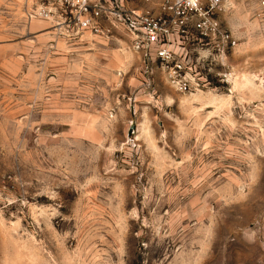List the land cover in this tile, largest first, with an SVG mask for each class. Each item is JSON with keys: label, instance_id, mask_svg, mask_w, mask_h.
<instances>
[{"label": "rangeland", "instance_id": "374dc122", "mask_svg": "<svg viewBox=\"0 0 264 264\" xmlns=\"http://www.w3.org/2000/svg\"><path fill=\"white\" fill-rule=\"evenodd\" d=\"M225 1L237 46L181 92L0 0V264H264V24Z\"/></svg>", "mask_w": 264, "mask_h": 264}, {"label": "built area", "instance_id": "2783aa9c", "mask_svg": "<svg viewBox=\"0 0 264 264\" xmlns=\"http://www.w3.org/2000/svg\"><path fill=\"white\" fill-rule=\"evenodd\" d=\"M140 1L26 0V5L31 18L49 21L60 33L89 34L125 45L138 55L146 73L157 65L181 92L200 87L191 65L195 52L222 56L237 46L221 18L225 0H162L156 8L142 7ZM256 17L264 24V0H257ZM230 75L218 76L224 81Z\"/></svg>", "mask_w": 264, "mask_h": 264}, {"label": "bare ground", "instance_id": "6f19581e", "mask_svg": "<svg viewBox=\"0 0 264 264\" xmlns=\"http://www.w3.org/2000/svg\"><path fill=\"white\" fill-rule=\"evenodd\" d=\"M230 97H231V95H229V94H227L225 96H218V94H214L213 92L205 93L202 91H199L198 93H193V94L186 96V98L190 101L191 100L194 101V100L206 99L207 103H211V102L213 103V102H216L218 100H219V102L223 103L224 101L228 100Z\"/></svg>", "mask_w": 264, "mask_h": 264}, {"label": "water", "instance_id": "95a60500", "mask_svg": "<svg viewBox=\"0 0 264 264\" xmlns=\"http://www.w3.org/2000/svg\"><path fill=\"white\" fill-rule=\"evenodd\" d=\"M133 129H134V126L131 128L130 133L132 132Z\"/></svg>", "mask_w": 264, "mask_h": 264}]
</instances>
